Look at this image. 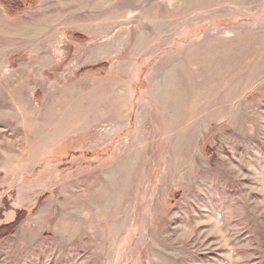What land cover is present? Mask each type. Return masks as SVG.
I'll return each instance as SVG.
<instances>
[{
    "label": "rangeland",
    "instance_id": "1",
    "mask_svg": "<svg viewBox=\"0 0 264 264\" xmlns=\"http://www.w3.org/2000/svg\"><path fill=\"white\" fill-rule=\"evenodd\" d=\"M0 264H264V0H0Z\"/></svg>",
    "mask_w": 264,
    "mask_h": 264
},
{
    "label": "trees",
    "instance_id": "2",
    "mask_svg": "<svg viewBox=\"0 0 264 264\" xmlns=\"http://www.w3.org/2000/svg\"><path fill=\"white\" fill-rule=\"evenodd\" d=\"M25 218V213L20 212L12 223L0 227V241L12 236Z\"/></svg>",
    "mask_w": 264,
    "mask_h": 264
}]
</instances>
